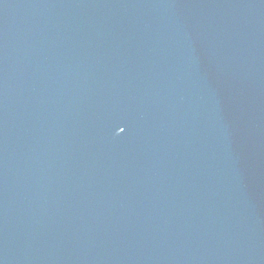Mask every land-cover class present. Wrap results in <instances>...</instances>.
<instances>
[{
  "label": "water",
  "instance_id": "obj_1",
  "mask_svg": "<svg viewBox=\"0 0 264 264\" xmlns=\"http://www.w3.org/2000/svg\"><path fill=\"white\" fill-rule=\"evenodd\" d=\"M0 264H264V0H0Z\"/></svg>",
  "mask_w": 264,
  "mask_h": 264
},
{
  "label": "snow or ice",
  "instance_id": "obj_2",
  "mask_svg": "<svg viewBox=\"0 0 264 264\" xmlns=\"http://www.w3.org/2000/svg\"><path fill=\"white\" fill-rule=\"evenodd\" d=\"M123 130V129H122Z\"/></svg>",
  "mask_w": 264,
  "mask_h": 264
}]
</instances>
